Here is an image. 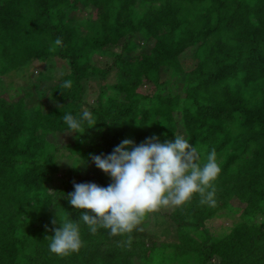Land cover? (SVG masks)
Wrapping results in <instances>:
<instances>
[{"label":"trees","instance_id":"1","mask_svg":"<svg viewBox=\"0 0 264 264\" xmlns=\"http://www.w3.org/2000/svg\"><path fill=\"white\" fill-rule=\"evenodd\" d=\"M0 264H264V0H0Z\"/></svg>","mask_w":264,"mask_h":264},{"label":"rangeland","instance_id":"2","mask_svg":"<svg viewBox=\"0 0 264 264\" xmlns=\"http://www.w3.org/2000/svg\"><path fill=\"white\" fill-rule=\"evenodd\" d=\"M73 14L76 15V16L79 15V14L77 15L76 13H73ZM103 58H100V60H104V61L108 60V61H110V58H108V57H103ZM106 58H107V60H106ZM60 65H61V63H59V62H56L55 65H53L52 63H47L46 62V63L38 64L37 67H34L32 76L35 77L34 81L37 84V86L39 88H46V86H49V85H52V84L58 82V80L61 77V70L59 69ZM50 67L53 70H50ZM40 70L43 71V74L41 73L39 75ZM4 77L7 79V81H9V80H18L17 82L19 83V82H21L20 78H22V75H14V74L11 73V74H9L7 76H4ZM87 97H88V101L92 103L94 101V99H95L94 98L95 94L90 91V92L87 93ZM40 103H41V101H40ZM42 103H43V110L44 111L47 110V109H50L52 106L55 105L54 102H52V101H50L48 99V96H44L43 97ZM85 109H88V107H85ZM56 140H57V142H60L61 145H63V147H58V149L59 148L60 149L57 150L56 155H58L59 156V160L61 159L60 161L63 162L62 173H64L65 170L69 169L71 167V165L73 164V158L70 159V156L68 155L69 152L65 148V146H66V144H73L74 143V135L71 132H65L64 134L60 133L59 135H56L55 141ZM60 186H61V184L58 185L57 190L61 189ZM64 187H65V184H64L63 188ZM66 187H67V185H66ZM134 190H135V187H132L131 191H134ZM144 198H147V196L144 197ZM148 198H149V196H148ZM169 201L170 200H168V202ZM168 202H167V204H168ZM243 205H244L243 203L241 204L239 201L235 200V201H233L230 204L229 208L234 211V210H236L238 208H241ZM222 220H225L226 222H229L228 219L218 218V219L213 220L211 222V224L214 225V226H218V225L224 223V221L222 222ZM153 228L154 227H152L151 224H148L146 226L147 230H150V231L152 230V234L155 231L159 235V237L157 238L159 241H163V239H167V238H170V239L175 238L172 233L169 234V235L168 234H163V230H164L163 228H160V227H155L154 229Z\"/></svg>","mask_w":264,"mask_h":264}]
</instances>
